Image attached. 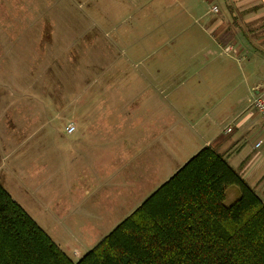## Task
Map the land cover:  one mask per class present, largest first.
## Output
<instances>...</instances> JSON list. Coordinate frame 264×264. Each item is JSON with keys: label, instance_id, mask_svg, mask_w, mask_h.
<instances>
[{"label": "rangeland", "instance_id": "374dc122", "mask_svg": "<svg viewBox=\"0 0 264 264\" xmlns=\"http://www.w3.org/2000/svg\"><path fill=\"white\" fill-rule=\"evenodd\" d=\"M228 2L0 0V184L50 239L68 238L66 249L55 244L72 261L193 155L180 145L154 173L155 128L143 124L160 114L152 112L153 103H164L158 85L166 126L154 133L163 134L162 143L182 131L190 149L201 146L203 135L185 134L181 117L199 116V104L226 108V28L212 33L219 48L205 29L226 23ZM247 79L263 83L264 93L263 68ZM263 166L264 158L252 161L243 181L264 203ZM238 197L237 187H228L224 204Z\"/></svg>", "mask_w": 264, "mask_h": 264}, {"label": "trees", "instance_id": "16d2710c", "mask_svg": "<svg viewBox=\"0 0 264 264\" xmlns=\"http://www.w3.org/2000/svg\"><path fill=\"white\" fill-rule=\"evenodd\" d=\"M0 264H264V203L205 146L72 261L0 184Z\"/></svg>", "mask_w": 264, "mask_h": 264}, {"label": "crops", "instance_id": "0c3cea01", "mask_svg": "<svg viewBox=\"0 0 264 264\" xmlns=\"http://www.w3.org/2000/svg\"><path fill=\"white\" fill-rule=\"evenodd\" d=\"M230 1L231 2L226 3V9L230 8L233 12L224 20L226 23L219 21L216 22L212 28L205 29L210 39H215V41L218 40L216 46L222 47L224 46L222 40L219 36L213 34L222 33L226 28V108H223V105H218L217 102L213 104L212 107L207 106L208 109L198 103L199 116L193 118L190 116L187 119V116L184 117L183 114V117H181L182 120L185 119L186 121L185 134H190L192 130L195 134L197 131L200 137L203 135L204 139L201 146L190 149V145L184 142L186 138H184L185 135L183 136L182 131H174L171 133L174 137L173 139L168 138V143L167 136L165 135L162 143L163 134L156 135V133H154L161 125L163 127L166 126V117H164V120H161V106L166 102V98L164 97L165 92L158 85L159 90L156 92L159 97L161 96L163 98L164 103H162L161 100L153 103L152 112L158 110L160 114L151 113L146 123L143 124L144 130L155 128L152 132V138H154L152 144L156 147H154V150L151 149L154 151V154H152V159L150 160L152 163L156 160L158 161V165H156V170L154 171L155 174L160 173L162 169L167 167L166 164L161 165V163L165 161V158L169 159L171 157L170 150L174 151V148L180 145L183 147L187 145L184 147L186 152H191L190 154L193 155L205 146L211 147L244 181L249 177L248 171L251 162L255 160L259 162L264 158V120L262 121L260 118L261 116L253 112L250 108L254 95L261 91L260 88L263 83L257 82L255 79L249 82L247 79L248 73H254L256 68L264 69V0ZM216 37L218 38L216 39ZM257 77H262V75ZM251 92L253 93L251 94ZM195 105H191L190 112H193L191 109H193ZM216 111L219 116H216ZM133 121L135 128L136 120L134 119ZM223 122H225L226 125L220 130L219 128ZM227 127L231 128V132L228 134L224 132ZM180 129H182V127ZM144 132L147 133V131ZM81 133L83 132L81 131ZM133 133L132 137L129 136V138H133L136 143L137 130H134ZM223 133L226 135H223ZM58 134H60V132ZM176 136H179L178 142H176ZM160 137L161 139H159ZM64 139L69 143L77 141L73 136H65ZM250 139L255 140L254 145L258 142L261 143L260 147L257 148H262L261 152H258L257 149L254 148V145L252 150H248ZM169 147L171 149H169ZM168 152H170V156ZM193 155H189L183 164ZM261 169H264V166L261 167ZM261 169L256 173L257 175L261 172ZM50 232L52 236H54L53 231ZM55 236L57 243L51 239L53 243L58 244V241H60L64 243L62 247L60 245H55L58 248L61 247L66 249L69 243L68 238L63 235L58 240L57 234ZM81 255L76 254L77 258H75V261H77V259L79 260Z\"/></svg>", "mask_w": 264, "mask_h": 264}, {"label": "built area", "instance_id": "2783aa9c", "mask_svg": "<svg viewBox=\"0 0 264 264\" xmlns=\"http://www.w3.org/2000/svg\"><path fill=\"white\" fill-rule=\"evenodd\" d=\"M250 108H251V110L256 112L258 115H260L263 118V120H264V93H261V94L259 93L258 95H256L253 98V100H252V102L250 104ZM64 130H65L66 135H71L73 133V131H74V127L69 125V126H66ZM224 132L226 134L230 133L231 132V128L227 127L224 130ZM260 145H261V143L258 142V143H256L254 145V148L257 149V148L260 147Z\"/></svg>", "mask_w": 264, "mask_h": 264}]
</instances>
